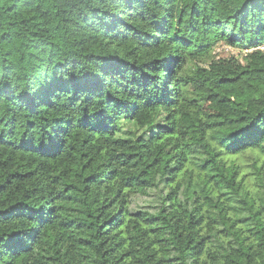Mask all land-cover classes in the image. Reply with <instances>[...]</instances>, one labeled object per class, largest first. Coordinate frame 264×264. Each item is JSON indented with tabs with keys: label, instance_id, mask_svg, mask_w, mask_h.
<instances>
[{
	"label": "trees",
	"instance_id": "trees-1",
	"mask_svg": "<svg viewBox=\"0 0 264 264\" xmlns=\"http://www.w3.org/2000/svg\"><path fill=\"white\" fill-rule=\"evenodd\" d=\"M0 264H264V0H0Z\"/></svg>",
	"mask_w": 264,
	"mask_h": 264
},
{
	"label": "rangeland",
	"instance_id": "rangeland-1",
	"mask_svg": "<svg viewBox=\"0 0 264 264\" xmlns=\"http://www.w3.org/2000/svg\"><path fill=\"white\" fill-rule=\"evenodd\" d=\"M216 54H219V55H237L238 54V50L237 49H234L230 46H227L223 43H218L214 46V49H213V52L210 54V56H215ZM209 62V59H202V62L201 63H194V61H192V64H198L200 65V67H204L206 66V64Z\"/></svg>",
	"mask_w": 264,
	"mask_h": 264
}]
</instances>
